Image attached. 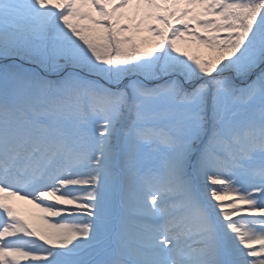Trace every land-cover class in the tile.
<instances>
[{"label":"snow or ice","instance_id":"1","mask_svg":"<svg viewBox=\"0 0 264 264\" xmlns=\"http://www.w3.org/2000/svg\"><path fill=\"white\" fill-rule=\"evenodd\" d=\"M0 264H264V0H0Z\"/></svg>","mask_w":264,"mask_h":264},{"label":"bare ground","instance_id":"2","mask_svg":"<svg viewBox=\"0 0 264 264\" xmlns=\"http://www.w3.org/2000/svg\"><path fill=\"white\" fill-rule=\"evenodd\" d=\"M16 206L18 207V209L23 213L24 211H26V213H31L35 207L31 204H28L26 201H20L17 200L15 201ZM30 205V206H29ZM25 208V210H23Z\"/></svg>","mask_w":264,"mask_h":264},{"label":"rangeland","instance_id":"3","mask_svg":"<svg viewBox=\"0 0 264 264\" xmlns=\"http://www.w3.org/2000/svg\"><path fill=\"white\" fill-rule=\"evenodd\" d=\"M192 47H194V48H191L189 51H192L193 53H196L197 51H196V46H193L192 45ZM203 50V49H202ZM30 206V205H29ZM23 210H25V208L23 209ZM39 210L38 209H34L30 214H32V213H35V212H38ZM23 214H25V215H30L29 213H26V211H24L23 212Z\"/></svg>","mask_w":264,"mask_h":264},{"label":"trees","instance_id":"4","mask_svg":"<svg viewBox=\"0 0 264 264\" xmlns=\"http://www.w3.org/2000/svg\"><path fill=\"white\" fill-rule=\"evenodd\" d=\"M193 46H195V45H193ZM191 48H194V47H192V46H190L189 48H188V50H190ZM196 51H197V49H196ZM200 52L202 53V54H206V53H204V50H200ZM195 54V53H194Z\"/></svg>","mask_w":264,"mask_h":264}]
</instances>
